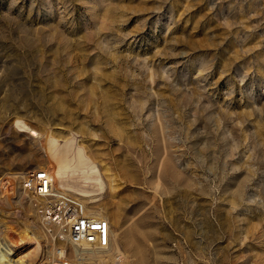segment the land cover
I'll return each mask as SVG.
<instances>
[{"label":"rangeland","instance_id":"374dc122","mask_svg":"<svg viewBox=\"0 0 264 264\" xmlns=\"http://www.w3.org/2000/svg\"><path fill=\"white\" fill-rule=\"evenodd\" d=\"M47 134L102 189L59 187ZM32 167L109 221L118 250L84 264H264V0H0V242L24 264L51 254Z\"/></svg>","mask_w":264,"mask_h":264},{"label":"built area","instance_id":"2783aa9c","mask_svg":"<svg viewBox=\"0 0 264 264\" xmlns=\"http://www.w3.org/2000/svg\"><path fill=\"white\" fill-rule=\"evenodd\" d=\"M18 189L29 196L40 218L43 238L37 256L44 249L51 251L48 259L38 264H75L68 259L67 247L72 251L75 247H109V221L89 212L82 199L75 194L57 189L45 168L32 167L22 172L19 175Z\"/></svg>","mask_w":264,"mask_h":264},{"label":"bare ground","instance_id":"6f19581e","mask_svg":"<svg viewBox=\"0 0 264 264\" xmlns=\"http://www.w3.org/2000/svg\"><path fill=\"white\" fill-rule=\"evenodd\" d=\"M16 123L21 129H28L33 136H39V133L35 129L27 127L25 123H21L20 121H17ZM45 139L48 146L47 148H49L50 150L49 152H51L53 155H57L58 159L60 160V165L56 170V174H54L58 178L57 180L59 181V187L62 186L66 189L72 190L77 195H79L80 198L84 199H87L88 196H91L92 191L102 189V181L100 180L97 166L84 153L83 147L81 145L76 143L74 139H66L62 144H60L58 143V140L55 139L51 134H47ZM74 175H77L79 179H82V181L79 182L77 181V179L75 180ZM94 201L93 199L90 201L87 200L85 206L88 207V203H94ZM91 207L96 209V213L94 214L95 216L107 219L106 216L102 214L101 210H98V204H92ZM30 226L26 228L24 227L21 234H29V238L30 236H33L34 230L31 229ZM25 237L27 238L28 236L26 235ZM110 245V247L106 249H86L84 247H75L73 251V262L75 264H82L83 262H92L94 260L100 259L103 260L108 252H111L110 254H113V252L115 250H118L119 248L114 242V239L112 241V244ZM34 250L35 248L27 251L26 253L23 252L24 254L22 253V255H20L19 257L13 258L11 260L10 256L14 254V251L10 248V244L8 245L6 243L0 242V264H24L27 256H29Z\"/></svg>","mask_w":264,"mask_h":264}]
</instances>
